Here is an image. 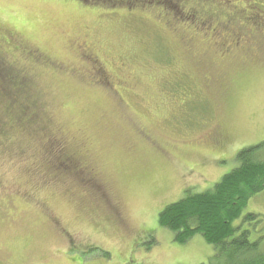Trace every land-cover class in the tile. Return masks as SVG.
<instances>
[{
	"label": "rangeland",
	"instance_id": "374dc122",
	"mask_svg": "<svg viewBox=\"0 0 264 264\" xmlns=\"http://www.w3.org/2000/svg\"><path fill=\"white\" fill-rule=\"evenodd\" d=\"M172 3L0 0V264H225L200 233L175 241L159 215L213 188L238 167L240 150L264 140V27L243 26L264 23L253 14L264 0L200 10L254 37L222 53L193 33L206 68L157 16L154 5ZM82 39L98 40L100 58L127 86L93 84ZM28 104L33 115L23 118ZM49 135L63 152L47 145ZM233 225L264 251V191Z\"/></svg>",
	"mask_w": 264,
	"mask_h": 264
},
{
	"label": "trees",
	"instance_id": "16d2710c",
	"mask_svg": "<svg viewBox=\"0 0 264 264\" xmlns=\"http://www.w3.org/2000/svg\"><path fill=\"white\" fill-rule=\"evenodd\" d=\"M128 1H131L129 2L130 5L120 0H79V2L88 6L97 5L105 9L124 8L127 6L132 10L143 8V3L146 0ZM171 1H174V4H172L175 8L170 9L161 6V9L159 5H154L160 11L159 14L156 11L155 13L157 16L162 17L161 19L164 20L165 26L171 32L176 30V32L180 33V40L187 48L186 54L190 57L192 53V58L195 59L198 66L206 68L207 52H193L194 45H196L194 39H192L193 33L202 32L205 34V36L210 38L206 42L212 43L215 49L222 53L223 51L239 49L242 45H248L249 42H253L251 38L253 39L254 37L248 34L249 32L243 33L233 27L235 25V23L233 24L235 21L233 18L227 21H219L216 25L214 22L217 14H214V17L216 16L214 18L211 15L206 16L201 13L200 10L203 7L216 5V0ZM156 4H160V2H156ZM263 5L262 3L257 4L258 9H264ZM254 16L262 19L258 13ZM243 26L249 27L250 30L253 28L257 32L263 29L264 23L257 22L253 18L251 22H247ZM95 42L99 43L98 40H95ZM207 48L210 47L207 45ZM242 48H245V46ZM35 52L37 51L29 49L27 54L32 55L27 58L30 61L39 62L40 56L35 55ZM84 54L88 55L87 52ZM189 57H187L188 60H190ZM85 58L90 63L91 69L93 67L100 68L95 61L91 63L87 57ZM91 60H94L92 56ZM5 61L6 59L0 56V64H4ZM40 63H49V61ZM4 66L6 65L4 64ZM6 70L4 71L7 73L13 72L10 67ZM11 78L14 81L13 77ZM95 80L98 81L97 85L106 82L104 76H97ZM31 109L33 110L31 104L23 108L22 112L25 114L23 118L33 115L34 110L31 112ZM37 115L40 117L38 110L36 112ZM44 123L46 122L44 121ZM44 129H46L45 125ZM49 137L50 139L46 138L47 145L52 146V149L63 152V149H60L62 146L54 138L52 139L50 135ZM237 160L239 161L238 167L224 175L221 181L213 188L202 192L189 193L182 199L165 207L159 215V224L173 231L175 233V241L179 243H185L193 235L200 233L207 243L215 247L217 253L215 256L226 261L225 264H264V251L258 252L260 241H251L249 230H243L236 236L235 232L238 228L233 225V222L241 216L250 199L264 191V140L240 150L237 154ZM64 163L65 160H60L58 163L59 167H64ZM256 217L255 214H249L245 219L250 220Z\"/></svg>",
	"mask_w": 264,
	"mask_h": 264
},
{
	"label": "flooded vegetation",
	"instance_id": "af4514ba",
	"mask_svg": "<svg viewBox=\"0 0 264 264\" xmlns=\"http://www.w3.org/2000/svg\"><path fill=\"white\" fill-rule=\"evenodd\" d=\"M176 1L181 2L182 0H176ZM216 5L219 7H226L227 5L230 6L231 0H216ZM263 7H264V5H263ZM255 11H258V12H253L254 15H256L258 13L259 16L262 17V19H264V9H257ZM81 42L84 43V47H85L84 51L88 53L87 56L84 54L85 52L82 53L81 58L83 60H86L85 57H87L91 63L95 61V63L100 66V68H98V69L96 67H93V69H91L89 72V73H92L90 78L93 81V84L98 83V81L95 80V77L104 76V78L106 80L105 83L110 85L112 88L116 89V92L118 91V89L127 86V84H128L127 76L125 74H122V76H116L117 74L115 72L108 69L107 62L105 60H103L102 58H100V56H99L100 54L98 52L99 49L97 48V44H93L95 42H88L87 40L84 41L83 39L81 40ZM91 56L93 57L94 60H91ZM124 66H125L124 64L119 65V68L121 69V71H122V68ZM125 72H126V70H125ZM181 95L185 97V96H187V92L186 91L181 92ZM216 130H217V127H214L213 131H210L209 134H213V136L216 137L217 142L219 143L221 139L219 138L218 134L215 132Z\"/></svg>",
	"mask_w": 264,
	"mask_h": 264
}]
</instances>
